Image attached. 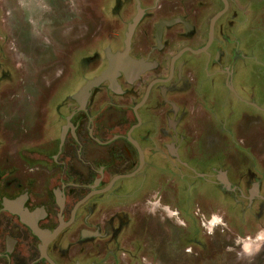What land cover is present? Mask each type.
<instances>
[{
	"label": "rangeland",
	"instance_id": "374dc122",
	"mask_svg": "<svg viewBox=\"0 0 264 264\" xmlns=\"http://www.w3.org/2000/svg\"><path fill=\"white\" fill-rule=\"evenodd\" d=\"M141 2L146 14L133 37L135 57H147L157 46L155 23L165 16L185 14L193 25L191 31L183 24L165 30V51L151 55L162 64L185 46L203 47L212 17L224 8L223 0H163L161 10L155 0ZM136 4V0H0V124L8 130L14 160L24 159L23 135L33 129L42 95L48 93L45 97L50 102L59 98L63 113L75 107L71 95L106 65L107 49L124 47ZM228 4L216 23L210 55L183 53L178 57L182 79L175 77L170 83L180 86L172 95L176 103L191 97L187 123L206 131L201 137L194 128L197 137L187 144L194 147L188 152L192 167L209 174L213 166L218 167L220 179L217 175L212 184L210 178L195 177L158 155L157 175L152 179L120 180L123 221L129 220L123 239L131 251L122 254L117 264H264V253L253 260L242 258L239 245L241 237L264 228V116L260 109L264 102V0H228ZM175 6L179 12L169 13L167 9ZM219 69L231 70L230 84L251 106L232 97L225 85L228 77L218 74ZM160 72L157 69L152 75ZM204 95L215 104L203 105ZM127 97L135 99L133 94ZM205 106L210 108L201 109ZM44 107L46 114L51 112ZM161 108L156 124L164 123ZM211 115L214 121L209 120ZM211 121L216 124L210 128ZM201 193L208 198L199 197ZM160 198L165 209L158 207ZM215 215L219 225L212 229ZM80 216L83 219V213ZM83 229L79 222L77 249L83 247ZM95 259L99 264L115 261Z\"/></svg>",
	"mask_w": 264,
	"mask_h": 264
},
{
	"label": "flooded vegetation",
	"instance_id": "af4514ba",
	"mask_svg": "<svg viewBox=\"0 0 264 264\" xmlns=\"http://www.w3.org/2000/svg\"><path fill=\"white\" fill-rule=\"evenodd\" d=\"M162 1L155 0L154 5L159 10L164 9ZM179 9L175 6L167 10L178 13ZM145 14L144 9L142 19ZM178 24L185 25L188 31L193 30L185 14L165 16L155 23L157 46L147 57L134 56L133 34L130 55L155 63L139 77L130 79L120 71L114 82L107 79L93 87L83 105L74 97L75 93L72 94L76 106L68 113L61 110L59 98H52L54 101L50 102V98L45 97L49 94L44 93L41 102H37L33 129H26L23 135L26 152L23 160L13 159L10 140L5 133L7 129L0 124V139L3 138V144H0V264H99L95 258H112L113 264H117L122 254L131 251L123 239L129 220L123 221L120 180L152 179L157 175L155 161L158 155L171 159L195 177H207L212 184L216 183L214 177L218 175L219 178L218 167L213 166L212 174H209L198 172L190 163L194 160L189 159L188 152L194 147L187 144L191 137H197L194 128L201 132V137L206 132L203 126L199 130V124L187 123L191 97L184 98L180 104L172 98L180 86L170 83L175 77L182 79L183 75V65L174 57L190 46L180 49L170 60H162L164 64L159 58H151L156 51H165L162 36L166 29ZM125 48L124 39V47L112 51L121 52ZM208 49L198 54L186 50L184 54L210 55ZM108 66L107 58L106 65L96 76ZM157 69L161 72L152 75ZM217 73H226L225 85L234 99L249 106L253 104L239 96L230 84L231 70L219 69ZM130 94L135 99L128 98ZM201 101L203 105L215 104V101L209 103L206 95ZM196 104L195 101L194 106ZM46 105L51 111L48 114ZM205 107L201 109L210 108ZM160 108L164 111L161 114L164 123L156 124ZM260 109L264 116V102ZM62 115L63 123L60 122ZM209 120L214 121L213 115ZM211 123L210 128L216 124ZM195 142L197 140L193 139ZM199 197L207 196L201 193ZM159 201L158 207L165 209L162 198ZM81 213L83 219H80ZM214 217L210 228L219 225V217ZM79 222L84 225V241L83 247L77 249ZM246 237H241L239 244L242 258L253 260L264 253V228Z\"/></svg>",
	"mask_w": 264,
	"mask_h": 264
},
{
	"label": "water",
	"instance_id": "95a60500",
	"mask_svg": "<svg viewBox=\"0 0 264 264\" xmlns=\"http://www.w3.org/2000/svg\"><path fill=\"white\" fill-rule=\"evenodd\" d=\"M137 2V13L134 16L132 22L129 23L128 29L126 31V37H125V50L124 51H117L113 52L111 49H107V58L109 60V66L107 69L103 70L101 74L98 76L89 79L86 84H84L76 93L75 98L80 101V103L83 105V103L87 100V98L90 95L91 89L93 87L99 86L102 84L105 80L110 79L114 82V79L116 75L120 71H124L127 76L130 79L137 78L143 73L145 70L152 68L155 63L148 61L144 58H134L130 55V48L132 43V37L135 31V28L137 24L140 22L143 14H144V8L141 6V0H136ZM224 2V8L217 12L210 21V30H209V40L207 44L198 50H194L190 47L182 50L180 53H178L174 59H177L181 54H183L186 50H191L192 52L198 54L203 51H207L208 47L211 45L213 39H214V32H215V26L219 18L227 11L228 9V0H223ZM84 200H82L80 203H82Z\"/></svg>",
	"mask_w": 264,
	"mask_h": 264
},
{
	"label": "crops",
	"instance_id": "0c3cea01",
	"mask_svg": "<svg viewBox=\"0 0 264 264\" xmlns=\"http://www.w3.org/2000/svg\"><path fill=\"white\" fill-rule=\"evenodd\" d=\"M77 92H78V91H77ZM77 92H76V93H77ZM76 93H75L74 95H76ZM74 97H75V96H74Z\"/></svg>",
	"mask_w": 264,
	"mask_h": 264
}]
</instances>
